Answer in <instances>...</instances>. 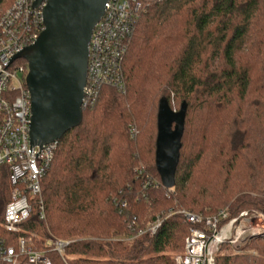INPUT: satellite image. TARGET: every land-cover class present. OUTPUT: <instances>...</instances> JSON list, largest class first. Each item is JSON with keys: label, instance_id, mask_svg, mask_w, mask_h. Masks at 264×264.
<instances>
[{"label": "trees", "instance_id": "obj_1", "mask_svg": "<svg viewBox=\"0 0 264 264\" xmlns=\"http://www.w3.org/2000/svg\"><path fill=\"white\" fill-rule=\"evenodd\" d=\"M138 1L143 12L122 62L125 93L105 87L82 109L32 199L42 200L44 219L34 206L13 236L32 239L51 264H176L192 226L182 215L164 219L169 211L264 215V0ZM14 2L0 0V11ZM162 97L174 111L187 105L175 200L151 183L160 182ZM9 193L4 178L0 225ZM157 218L155 234L143 233ZM53 239L70 242L63 256L49 250ZM215 264H264V236L237 251L221 246Z\"/></svg>", "mask_w": 264, "mask_h": 264}, {"label": "built area", "instance_id": "obj_2", "mask_svg": "<svg viewBox=\"0 0 264 264\" xmlns=\"http://www.w3.org/2000/svg\"><path fill=\"white\" fill-rule=\"evenodd\" d=\"M35 2L15 0L0 11V185L6 178L10 186L0 225L7 234L0 237V264H51L47 251L38 250L32 239L13 238L20 233V224L30 216L34 206L40 219H44L42 200L38 199L35 205L32 199L41 196V181L49 170L57 145V142L42 148L31 145V103L25 85L27 64L20 59L13 60L33 45L44 29L45 1L36 8ZM142 12L138 0H108L105 4L88 46L82 109L93 106L105 87L125 93L122 62ZM151 183L161 185L155 180ZM180 214L192 228L185 238L183 252L174 257L176 264H215L221 246L232 247L264 236V215L258 211H243L236 217H231L226 209L211 216L186 211ZM160 224V218L147 223L143 233L153 236ZM69 243L53 239L48 246L51 252L63 256Z\"/></svg>", "mask_w": 264, "mask_h": 264}, {"label": "water", "instance_id": "obj_3", "mask_svg": "<svg viewBox=\"0 0 264 264\" xmlns=\"http://www.w3.org/2000/svg\"><path fill=\"white\" fill-rule=\"evenodd\" d=\"M43 1V31L13 59L27 64L29 139L40 148L59 141L82 122L88 46L108 0H36L34 7ZM186 108L183 102L178 111L172 110L165 97L158 103L155 168L165 190L175 186Z\"/></svg>", "mask_w": 264, "mask_h": 264}, {"label": "rangeland", "instance_id": "obj_4", "mask_svg": "<svg viewBox=\"0 0 264 264\" xmlns=\"http://www.w3.org/2000/svg\"><path fill=\"white\" fill-rule=\"evenodd\" d=\"M20 76V75H19ZM178 111V110H177ZM166 191H168V190H166ZM172 197H174V200L176 199V193H175V191H174V189H171L170 190V193H169ZM174 203L176 204V201H174ZM182 211H185V210H180V209H178V210H175V211H169L167 214H166V216H165V218L164 219H166V218H169V217H172V216H175V215H181L180 214V212H182ZM161 219V218H160ZM260 223V222H259ZM261 224H263V223H261ZM247 241H248V239L247 240H245L244 242H242V243H240V244H237L236 246H232V247H230L233 251H237V250H239L241 247H243L246 243H247Z\"/></svg>", "mask_w": 264, "mask_h": 264}]
</instances>
